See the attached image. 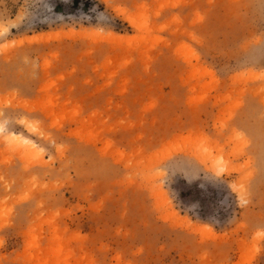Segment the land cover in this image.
<instances>
[{"label": "rangeland", "instance_id": "374dc122", "mask_svg": "<svg viewBox=\"0 0 264 264\" xmlns=\"http://www.w3.org/2000/svg\"><path fill=\"white\" fill-rule=\"evenodd\" d=\"M0 264H264V0H0Z\"/></svg>", "mask_w": 264, "mask_h": 264}, {"label": "bare ground", "instance_id": "6f19581e", "mask_svg": "<svg viewBox=\"0 0 264 264\" xmlns=\"http://www.w3.org/2000/svg\"><path fill=\"white\" fill-rule=\"evenodd\" d=\"M11 136H13V135H11ZM13 137H16V136H13ZM16 138H18V137H16ZM18 140V139H17ZM22 141H24V143L26 142V143H29V142H27L28 140H22ZM26 145V144H25ZM27 146V148H26V150H29V149H31V146H30V144L29 145H26ZM33 147V146H32Z\"/></svg>", "mask_w": 264, "mask_h": 264}]
</instances>
